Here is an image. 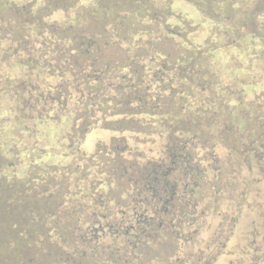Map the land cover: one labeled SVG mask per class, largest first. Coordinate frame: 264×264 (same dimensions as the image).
Listing matches in <instances>:
<instances>
[{"label":"trees","instance_id":"obj_1","mask_svg":"<svg viewBox=\"0 0 264 264\" xmlns=\"http://www.w3.org/2000/svg\"><path fill=\"white\" fill-rule=\"evenodd\" d=\"M172 1L0 0V264H214L230 252L225 221L222 238H199L200 257L178 240L185 218L167 229L142 217L122 243L103 242L129 219L112 203L137 172L164 178L155 153H178L188 179L202 168L204 197L213 171L226 189L245 168L264 173V0H189L209 22L202 45ZM96 129L114 137L91 154ZM247 202L240 212H255ZM248 243L232 264H264Z\"/></svg>","mask_w":264,"mask_h":264},{"label":"flooded vegetation","instance_id":"obj_2","mask_svg":"<svg viewBox=\"0 0 264 264\" xmlns=\"http://www.w3.org/2000/svg\"><path fill=\"white\" fill-rule=\"evenodd\" d=\"M113 137L106 141L105 144H110ZM101 143L99 140L95 142L96 146L91 154L96 152L98 145ZM157 150L160 153V149ZM172 153H170L171 158L168 161L165 158L160 159V155L158 156L157 153L149 157L151 160H157L153 165L164 167L160 173L161 176L165 175L162 180H160L161 178L154 179L155 181L152 179L153 181L148 183V178L146 176L140 177V172H137V175L131 180L130 188L126 191L127 194H123L120 197V202L122 201L123 204L114 199L112 204L117 210L116 217L122 219L127 214L129 219L127 220L128 222H122L121 228L118 230L119 236L109 234L108 228H105L103 233L108 236L103 242L106 244H112L114 241L122 243L124 241L122 232L126 226H137L142 217L144 218L143 222L149 218L154 225L164 221L167 229L169 227L168 223H176L178 219L185 218L183 236L181 235L178 240L181 245H185V249L190 248L198 251V257H200L208 246L204 245L205 242L201 241L199 243V238L209 242L222 238L221 225L225 221L226 223L235 224L224 235V242H228L230 252L219 256L214 264H217L220 257H224L225 264H232L234 259L232 252L236 251L241 241L247 240L250 249L255 250V253L261 248V255L264 258V210L258 209L259 207L264 209V173H260L258 170L252 173L251 168H245L242 172L243 182L238 184L235 179L233 182L230 179L229 188L226 189L227 187L220 183L217 176L219 171H213L210 174L214 185L213 194L211 197H204V187L199 180V175L204 173L203 169L201 168L200 172H196L194 178L188 179L190 172L186 171V164H173L174 156L179 154L172 155ZM195 164L197 165L198 162H195ZM232 170L230 171V178L232 177ZM252 188H254L255 194L252 193ZM142 189H144L143 192ZM173 192L176 194H173ZM125 201L129 202V204L125 205ZM246 201H249L247 202L249 205L257 207L254 209L255 212L249 209H244L245 211L240 212L238 209L239 205ZM245 206L247 207V205ZM205 210L208 214L206 227H204ZM253 222L260 226L262 233L261 237L256 238V241H258L257 247L252 246L254 244L252 242ZM237 223H239L238 226ZM89 228L92 229L91 226ZM187 232H191V234ZM192 235H194L195 240Z\"/></svg>","mask_w":264,"mask_h":264},{"label":"rangeland","instance_id":"obj_3","mask_svg":"<svg viewBox=\"0 0 264 264\" xmlns=\"http://www.w3.org/2000/svg\"><path fill=\"white\" fill-rule=\"evenodd\" d=\"M172 2H174L172 5V10L175 14L177 15H181L182 17L192 21L196 26L199 27L196 36L195 37L197 40L196 41V45H202L205 44L207 42V39L209 38V28H208V20L204 19L203 14L200 12V10L196 7V5L189 1V0H173ZM171 2V3H172ZM234 50H237L236 48ZM169 52H173L172 48H169ZM243 57V53H241V56L239 59H242ZM216 58H222L221 56H219V54L216 55ZM264 73V69L262 70ZM237 72L240 73H246L245 72V67H238L237 68ZM262 76L260 75L259 78H261ZM129 135V134H128ZM133 135V134H132ZM113 135L112 132L107 131V130H102V129H96L92 132H90L86 138V141L84 143L83 149L86 152H93L96 144L95 142L97 140L100 141H105V140H109V138H111ZM134 137V141H135V136ZM135 143V142H134ZM44 160H47V158H45ZM0 225H3L2 227H7L9 224L7 223L6 220V214H1L0 213ZM10 227V226H9ZM8 227V229H6V233H9L10 228ZM4 229V228H3ZM2 230L0 229V234H1ZM2 239H4V236H2V238L0 239V246H1V242ZM224 257H220L217 264H225L224 262Z\"/></svg>","mask_w":264,"mask_h":264},{"label":"crops","instance_id":"obj_4","mask_svg":"<svg viewBox=\"0 0 264 264\" xmlns=\"http://www.w3.org/2000/svg\"><path fill=\"white\" fill-rule=\"evenodd\" d=\"M110 139V138H109ZM100 141V140H99ZM108 141V140H105V142ZM102 142V141H101Z\"/></svg>","mask_w":264,"mask_h":264}]
</instances>
